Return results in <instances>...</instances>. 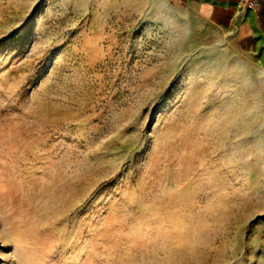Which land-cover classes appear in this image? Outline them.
I'll return each instance as SVG.
<instances>
[{
    "label": "rangeland",
    "instance_id": "rangeland-1",
    "mask_svg": "<svg viewBox=\"0 0 264 264\" xmlns=\"http://www.w3.org/2000/svg\"><path fill=\"white\" fill-rule=\"evenodd\" d=\"M164 0H0V264H264V72Z\"/></svg>",
    "mask_w": 264,
    "mask_h": 264
},
{
    "label": "crops",
    "instance_id": "crops-1",
    "mask_svg": "<svg viewBox=\"0 0 264 264\" xmlns=\"http://www.w3.org/2000/svg\"><path fill=\"white\" fill-rule=\"evenodd\" d=\"M258 1L248 9L242 0H164L178 13L226 32L235 46L255 58L254 69L264 72V0Z\"/></svg>",
    "mask_w": 264,
    "mask_h": 264
},
{
    "label": "built area",
    "instance_id": "built-area-1",
    "mask_svg": "<svg viewBox=\"0 0 264 264\" xmlns=\"http://www.w3.org/2000/svg\"><path fill=\"white\" fill-rule=\"evenodd\" d=\"M258 0H242L241 5L248 9H254L258 5Z\"/></svg>",
    "mask_w": 264,
    "mask_h": 264
}]
</instances>
